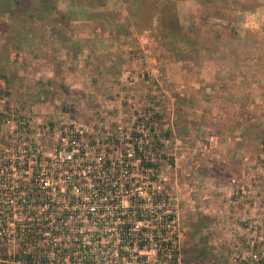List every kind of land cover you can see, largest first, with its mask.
<instances>
[{"label":"rangeland","instance_id":"obj_1","mask_svg":"<svg viewBox=\"0 0 264 264\" xmlns=\"http://www.w3.org/2000/svg\"><path fill=\"white\" fill-rule=\"evenodd\" d=\"M140 114L180 264H264V0H0L4 170L15 144Z\"/></svg>","mask_w":264,"mask_h":264},{"label":"built area","instance_id":"obj_2","mask_svg":"<svg viewBox=\"0 0 264 264\" xmlns=\"http://www.w3.org/2000/svg\"><path fill=\"white\" fill-rule=\"evenodd\" d=\"M136 117L69 124L49 134L51 152L15 144L0 165V242L24 239L0 264H180L164 237L176 214L155 218L154 123Z\"/></svg>","mask_w":264,"mask_h":264},{"label":"trees","instance_id":"obj_3","mask_svg":"<svg viewBox=\"0 0 264 264\" xmlns=\"http://www.w3.org/2000/svg\"><path fill=\"white\" fill-rule=\"evenodd\" d=\"M44 5H46V3ZM44 7H45L44 9H46L47 11L53 9V7H50V6H44ZM0 245H2L1 242H0ZM7 250H8V247H6V245L0 246V253H7Z\"/></svg>","mask_w":264,"mask_h":264}]
</instances>
